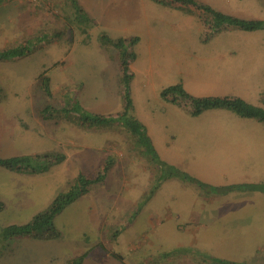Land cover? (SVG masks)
Returning <instances> with one entry per match:
<instances>
[{
  "label": "rangeland",
  "instance_id": "374dc122",
  "mask_svg": "<svg viewBox=\"0 0 264 264\" xmlns=\"http://www.w3.org/2000/svg\"><path fill=\"white\" fill-rule=\"evenodd\" d=\"M195 1L264 20V0ZM78 2L95 22H79L69 0H0V50L31 48L22 58L0 60V158L64 156L41 174L0 167V228L28 223L80 174L102 177L55 217L59 238L0 240V264H65L84 253L82 264H211L214 257L264 264V192L221 197L178 177L159 180L169 166L219 189L250 184L241 162L264 174L260 122L225 109L192 116L189 103L160 96L181 84L195 97L238 96L263 106L264 30H228L209 40L206 19L152 0ZM100 32L125 40L127 48L136 39L129 65L133 115L166 168L148 159L137 136L120 124L70 121L78 118L76 105L98 115L122 109L121 50L103 47ZM40 75L50 80L51 99L39 90ZM65 100L74 104L69 115L61 108ZM212 120L237 124L211 131Z\"/></svg>",
  "mask_w": 264,
  "mask_h": 264
},
{
  "label": "trees",
  "instance_id": "16d2710c",
  "mask_svg": "<svg viewBox=\"0 0 264 264\" xmlns=\"http://www.w3.org/2000/svg\"><path fill=\"white\" fill-rule=\"evenodd\" d=\"M153 2L160 4L163 7H171L184 11L194 15L198 21L206 19L211 27V33L206 39H211L214 35H217L224 31L230 30H243V31H255L264 30V20L259 19H241L238 17L223 14L214 10L212 7L202 4L195 0H152ZM73 12L77 18H80L79 22L83 24H91L95 19L81 6L78 0H69ZM192 8H189V7ZM83 33L86 31L82 30ZM100 44L103 47L113 46L116 49L121 50V81L123 83L122 92V109L116 115H98L85 111L81 106H75L79 115L77 120H70L75 122L81 127H108L113 124H120L124 129L128 130L133 135L137 136L138 141L141 143L145 151L148 154V159L152 160L155 164L166 168V163L162 162L153 144L146 132L145 126L133 115V103L129 95V82L131 80L132 74L130 73L129 65L135 59V53L133 50V45L136 39L129 43V48H127L125 40L122 39H111L104 32L99 34ZM208 40V41H209ZM31 53V48L29 43L23 45H17L13 47H8L0 50V60H8L13 58H22L25 55ZM49 78L45 75H40L38 79L39 90L44 94L46 99H51L52 94L50 90ZM162 99L169 101L173 104L179 106L189 103L191 105L190 114L192 116H198L204 111L210 109L223 108L231 111L243 118L256 119L264 123V108L255 106L247 103L242 98L237 96H225V97H195L186 92L181 84L171 85L164 88L160 92ZM71 100H65L64 106L61 108L66 110L68 115L73 109L71 105ZM78 103V102H77ZM79 104V103H78ZM49 107V105H46ZM66 106H68L66 108ZM51 108V107H49ZM46 112V107L42 109ZM66 119L69 117H65ZM71 119V118H70ZM64 156L60 154H36L30 155H20L8 159L0 158V167L6 168L12 172L21 174H41L48 171L54 164L63 161ZM110 163V162H109ZM169 173L160 174L159 180L164 181L171 177H178L183 180L189 181L191 184L203 189L204 191L214 190V192H219L220 194H227L231 191H255L259 190L264 192V182L258 184H239V185H229L226 188H215L211 186H206L205 184L190 178L187 174L176 170L174 167H168ZM107 171V166L104 168ZM97 178L101 179V176ZM97 178L90 180L84 177V175H78L75 179L76 184L65 193H59L51 201L49 206L38 212L28 223L21 225H8L6 227L0 228V240L2 242L12 241L14 238L28 237L35 240L48 241L52 239H57L60 237V233L56 230L54 226L55 217L60 214L68 205L77 200L80 196L89 191V185L96 182ZM160 181V182H161ZM2 205L0 204V210ZM4 246L5 250L9 245ZM114 257L119 258L118 255L112 254ZM86 256V253L81 254L75 258L67 259L66 264H82V260ZM211 264H246L243 262L227 260L223 258H211Z\"/></svg>",
  "mask_w": 264,
  "mask_h": 264
},
{
  "label": "crops",
  "instance_id": "0c3cea01",
  "mask_svg": "<svg viewBox=\"0 0 264 264\" xmlns=\"http://www.w3.org/2000/svg\"><path fill=\"white\" fill-rule=\"evenodd\" d=\"M167 8H171V7H167ZM172 9H175V8H172ZM91 17L92 18H94V15H93V13H91ZM95 19V18H94ZM264 93L263 92H261V100L259 99V102L260 101H262L261 102V104L264 106V101H263V99H262V95H263ZM238 97V96H237ZM259 107H262L263 108V106H260V105H258ZM221 109H223V108H219V109H210V110H217V111H219V110H221ZM210 110H207V111H210ZM224 110V109H223ZM226 110V109H225ZM207 111H204L203 113H201L202 115L204 114V113H206ZM211 114H213V113H210L209 115H211ZM201 115V116H202ZM198 116H200V115H198ZM246 119H249V118H246ZM215 120H212L211 121V123H210V125H209V129L211 130V131H215L214 130V128L215 127H217V125L218 126H220V127H222V129H229L230 128V126L231 125H236L237 123H226V122H220V123H213ZM258 121V120H257ZM258 122H260V121H258ZM262 125H263V128H264V123L263 122H260ZM240 124H244V123H240ZM242 137H244V135H242ZM240 156H243V155H240ZM239 165L240 166H245V167H247L245 170L246 171H244V173H243V176H244V179H246V180H248L249 182H250V184L252 183V184H255L254 182H258V181H262V180H264V174H259V173H257L256 172V164H244V163H239ZM252 171H253V173H252ZM261 178V179H260ZM236 192H240V193H235V194H237V195H245V193H249L250 195H258L257 193H260V192H255V191H236ZM230 194H232V193H230ZM261 195H264V193H260ZM222 195H225V194H220L219 196H221L222 197ZM261 201V200H260ZM264 207V205L261 207V209ZM67 263V260H66V262H65V264Z\"/></svg>",
  "mask_w": 264,
  "mask_h": 264
}]
</instances>
